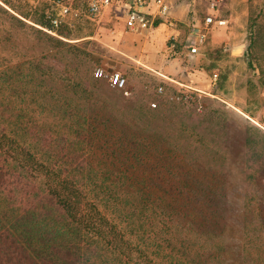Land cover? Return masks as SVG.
<instances>
[{"label": "rangeland", "instance_id": "obj_1", "mask_svg": "<svg viewBox=\"0 0 264 264\" xmlns=\"http://www.w3.org/2000/svg\"><path fill=\"white\" fill-rule=\"evenodd\" d=\"M130 1L90 17L89 0H63L81 15L54 34L44 28L54 30L56 0H0L5 125L19 137L22 122L39 125L88 155L92 199L147 252L143 264H264V0H226L218 12L217 0H168L170 19L147 12L137 31L126 25ZM210 14L228 24L193 57L189 36ZM161 27L176 51L157 69ZM98 68L122 71L127 86Z\"/></svg>", "mask_w": 264, "mask_h": 264}, {"label": "trees", "instance_id": "obj_2", "mask_svg": "<svg viewBox=\"0 0 264 264\" xmlns=\"http://www.w3.org/2000/svg\"><path fill=\"white\" fill-rule=\"evenodd\" d=\"M258 25L253 16V69ZM2 116L0 101V264H143L147 252L92 199L96 185L88 155L81 160L83 154L39 125L22 122L27 132L19 137Z\"/></svg>", "mask_w": 264, "mask_h": 264}, {"label": "built area", "instance_id": "obj_3", "mask_svg": "<svg viewBox=\"0 0 264 264\" xmlns=\"http://www.w3.org/2000/svg\"><path fill=\"white\" fill-rule=\"evenodd\" d=\"M226 0H217L213 3V9L215 12L219 11L220 5L223 4ZM114 0H89L87 13L90 17H95L112 7ZM56 5L61 9L60 14H52L51 21L54 27V30L49 28H44L45 30L57 34V28L60 27L62 22V17L72 16L74 19L80 18L81 12L78 10L72 9L70 6L65 5L63 0H56ZM149 8H154L151 11H148ZM171 4L168 0H132L128 4L127 9V19L126 25L127 28L131 31H137L142 27H147L148 23L144 21V14L147 12L153 16V20L157 18H162L169 20L171 16ZM173 24V23H171ZM228 24V19L224 17H219V15L210 14L206 16L203 25L194 27L189 36V50L191 56H196L200 50V47L205 44L208 39L209 32L216 27H223ZM173 48L175 50L176 43H173ZM95 76L99 79H105L110 81V83L116 88H124L128 84V78L122 71H107L104 68H98L95 72ZM215 80L218 79V74H215ZM178 84H182L179 81L172 79ZM184 85V84H182ZM161 93L164 92V87L159 88ZM154 107L157 106L156 103L153 104Z\"/></svg>", "mask_w": 264, "mask_h": 264}, {"label": "crops", "instance_id": "obj_4", "mask_svg": "<svg viewBox=\"0 0 264 264\" xmlns=\"http://www.w3.org/2000/svg\"><path fill=\"white\" fill-rule=\"evenodd\" d=\"M160 29H159L160 31H158V34L162 38L159 39V41L157 42V44H158L157 46L156 45L152 46L153 48H151V52L152 53H151V60H150V61H152V65L151 66L153 68L156 67L157 69L161 68L162 65H163L164 60L162 61V56H167V54H168V57H169L170 55H172V53H174V51H176V50H174L173 44H172V46L171 47L169 46V48H168L169 49V53H168V50L165 48V46H167L166 42H165V39H164L165 31H164L163 27H161ZM127 37L129 39H135V36H134L133 33H129L127 35ZM174 40H176V37H174ZM166 52H167V54H166ZM160 53H161V55H160ZM159 58H161V60Z\"/></svg>", "mask_w": 264, "mask_h": 264}]
</instances>
